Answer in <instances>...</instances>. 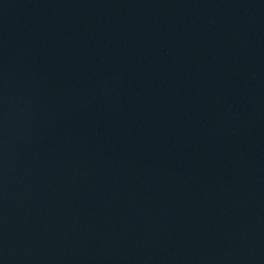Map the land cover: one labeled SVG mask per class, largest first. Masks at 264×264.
Instances as JSON below:
<instances>
[{
	"label": "water",
	"instance_id": "1",
	"mask_svg": "<svg viewBox=\"0 0 264 264\" xmlns=\"http://www.w3.org/2000/svg\"><path fill=\"white\" fill-rule=\"evenodd\" d=\"M0 264H264V0H0Z\"/></svg>",
	"mask_w": 264,
	"mask_h": 264
}]
</instances>
